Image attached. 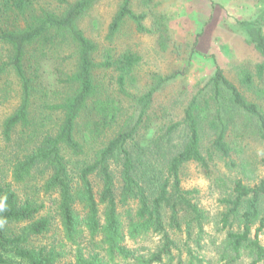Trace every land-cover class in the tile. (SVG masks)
<instances>
[{
  "label": "trees",
  "instance_id": "16d2710c",
  "mask_svg": "<svg viewBox=\"0 0 264 264\" xmlns=\"http://www.w3.org/2000/svg\"><path fill=\"white\" fill-rule=\"evenodd\" d=\"M55 1L63 7L60 12L37 8L40 0H1V12L11 24L0 28V44L9 49L8 58L0 60V76L14 74L21 94L17 109L2 121V134L13 145L5 153L12 180L21 184L41 176V190L57 194L63 240L74 248L69 255L65 242L35 243L53 230L54 216L42 212L45 204L37 193L22 197L2 175L0 264H60L66 256L65 264L161 263L180 249L171 230H182L184 216L200 227L206 219L194 192L182 185L183 167L189 162L210 167L221 159L243 173L253 172L254 160L243 163L233 155L241 147L236 139L248 134L250 126L264 138V108L217 64L207 84L188 101L183 118L164 123L153 106L157 93L177 73L155 75L143 94L128 92L141 56L126 51L115 58L107 50L98 60V43L79 25L100 0ZM132 1L122 0L110 36L126 19L139 32L151 31L144 24L146 14L135 13ZM239 25L260 58L253 69L240 70V81L264 96V4ZM100 69L115 73L117 91L99 82ZM125 97L133 104L127 111ZM222 202L224 264L244 257L264 264V179L253 185L237 179ZM153 234L160 245L146 254L127 244L128 238Z\"/></svg>",
  "mask_w": 264,
  "mask_h": 264
},
{
  "label": "rangeland",
  "instance_id": "374dc122",
  "mask_svg": "<svg viewBox=\"0 0 264 264\" xmlns=\"http://www.w3.org/2000/svg\"><path fill=\"white\" fill-rule=\"evenodd\" d=\"M121 2L122 0H100L80 20L79 25L98 43V60L103 58L107 50L115 58L126 51L141 56L140 63L127 83V91L132 94L139 95L149 90L155 75L166 76L177 73L178 76L157 93L153 106V112L164 119V123L183 118V110L188 101L207 84L215 73L217 64L224 69L230 79L245 90L250 99L264 108V96L247 90L239 78L240 70L244 66L253 69L260 60L257 51L247 42L239 21L253 18L264 1L133 0L134 12L146 14L144 24L151 31L139 32L135 22L126 19L120 30L114 36H110V24ZM40 7H48L56 12H60L63 8L55 0H40L37 8ZM1 11L3 9L0 0V28L10 26L11 22L7 23L8 18ZM8 55V47L0 44V60L7 59ZM98 74L100 83L108 84L112 90L117 91L114 72L106 73L100 69ZM4 89L8 90L5 92ZM20 95V85L14 74L0 76V177L5 175L8 181H12L22 197L33 192L37 193L45 204L42 212L54 216L53 230L39 237L35 243H51L56 240L60 243L65 242L68 253L74 247L63 240L62 227L56 212L57 194L45 193L41 190L43 180L39 175H34L28 182L21 184H17L10 176V163L6 160L5 153L7 146L10 149L13 145L4 139L2 121L17 109ZM123 106L127 111L133 107V104L125 97ZM239 122H242V119L235 122L237 128ZM248 132L236 139L241 147L233 155V159L235 161L243 159V163H246L250 157L257 163L253 172L243 173L241 167H232L229 162L221 159L211 162L210 167H204L197 162L185 164L182 170V185L194 192V201L205 212L206 219L200 227L197 222H189V216H184L182 230H171L180 249H175L172 256H166L161 263L156 264H224L226 262L222 258L221 251L226 237V231L221 230L220 224L221 214L226 210L222 199L232 194L237 179L243 178L251 185L264 179V138L251 126ZM183 138L184 135L181 133L176 137L175 142L181 144ZM113 168L119 178V170L115 164ZM95 182L96 189L99 190L101 184L97 179ZM24 224H18L14 228L19 230ZM260 239L264 244V229L260 232ZM159 243L160 237L155 234L144 239L128 238L127 240L129 247L137 250L138 254H146L158 248ZM99 246H95L97 250ZM189 249L192 251L193 259L188 253ZM69 258L70 256H66L60 264H65ZM235 264H251V259L244 257Z\"/></svg>",
  "mask_w": 264,
  "mask_h": 264
}]
</instances>
